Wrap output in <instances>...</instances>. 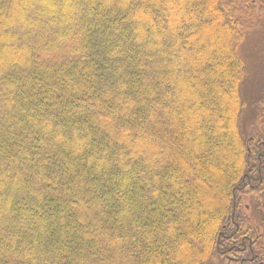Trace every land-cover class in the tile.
<instances>
[{
  "label": "trees",
  "instance_id": "16d2710c",
  "mask_svg": "<svg viewBox=\"0 0 264 264\" xmlns=\"http://www.w3.org/2000/svg\"><path fill=\"white\" fill-rule=\"evenodd\" d=\"M263 13L0 0V264H235L264 209V82L248 107L239 52Z\"/></svg>",
  "mask_w": 264,
  "mask_h": 264
},
{
  "label": "flooded vegetation",
  "instance_id": "af4514ba",
  "mask_svg": "<svg viewBox=\"0 0 264 264\" xmlns=\"http://www.w3.org/2000/svg\"><path fill=\"white\" fill-rule=\"evenodd\" d=\"M264 128V121L261 124ZM259 130V129H258ZM261 132V130H259ZM264 136V132H262ZM257 161L252 164L253 178L248 176V186L246 190H251L253 187L258 186L257 189L260 192H264V141H260L256 148ZM252 181H254L253 184ZM260 195V194H258ZM254 197L252 202L257 207L263 206L260 202L259 196ZM253 203V204H254ZM254 205V206H255ZM245 208L242 214L245 216L249 213L248 206L243 205ZM264 209L259 207L252 211V219H241L240 224H235L238 231V243L235 244L237 252L235 258H231L228 261L235 264H264V223L261 222L260 217L264 216ZM249 215H247L248 217ZM234 242V241H233Z\"/></svg>",
  "mask_w": 264,
  "mask_h": 264
},
{
  "label": "rangeland",
  "instance_id": "374dc122",
  "mask_svg": "<svg viewBox=\"0 0 264 264\" xmlns=\"http://www.w3.org/2000/svg\"><path fill=\"white\" fill-rule=\"evenodd\" d=\"M212 22L213 20H211L210 23ZM210 23H207V25ZM250 25H252V28H248L246 32L247 36L244 38L239 49L240 55L244 58L246 66L247 74L243 83L242 92L248 100V107H250L249 104L252 99L255 101L258 99L259 95H261L264 82V15L263 19H254ZM218 32L214 31L215 36L219 34L220 37L224 39L223 32ZM2 34H7V32L3 31ZM249 111L250 109L245 112V118L249 116Z\"/></svg>",
  "mask_w": 264,
  "mask_h": 264
}]
</instances>
